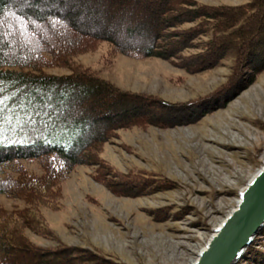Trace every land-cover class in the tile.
Instances as JSON below:
<instances>
[{
  "label": "trees",
  "instance_id": "trees-1",
  "mask_svg": "<svg viewBox=\"0 0 264 264\" xmlns=\"http://www.w3.org/2000/svg\"><path fill=\"white\" fill-rule=\"evenodd\" d=\"M100 43L113 54L159 58L190 75L228 58L234 67L215 92L171 104L122 91L96 71L72 64ZM55 68L72 72L45 73ZM263 71L264 0L240 6L195 0H0V194L26 204L22 209L0 205V264H123L60 242L42 209L63 208L62 184L80 165L95 168L93 181L115 197L172 190L173 181L152 172L116 169L100 156L104 145L120 130L195 123L253 85ZM34 161L40 173L23 164ZM28 231L56 246L35 244ZM260 234L240 264H264V231Z\"/></svg>",
  "mask_w": 264,
  "mask_h": 264
},
{
  "label": "rangeland",
  "instance_id": "rangeland-1",
  "mask_svg": "<svg viewBox=\"0 0 264 264\" xmlns=\"http://www.w3.org/2000/svg\"><path fill=\"white\" fill-rule=\"evenodd\" d=\"M195 1L240 6L249 0ZM72 64L96 71L122 91L171 104L190 103L215 92L227 84L234 67L228 58L221 66L190 75L159 58L113 54L106 43L75 57ZM71 72L68 68L45 70L56 76ZM100 156L122 172H152L173 181L175 188L140 198L115 197L93 181L95 168L80 165L62 184L63 208L42 209L58 240L123 264H194L214 230L236 208L241 189L263 166L264 71L253 85L195 123L120 130ZM23 164L34 173L41 171L37 161ZM0 205L26 207L24 201L4 194H0ZM27 235L39 246H56L29 231ZM248 250L236 264L244 263Z\"/></svg>",
  "mask_w": 264,
  "mask_h": 264
},
{
  "label": "water",
  "instance_id": "water-1",
  "mask_svg": "<svg viewBox=\"0 0 264 264\" xmlns=\"http://www.w3.org/2000/svg\"><path fill=\"white\" fill-rule=\"evenodd\" d=\"M264 229V162L239 192L236 208L209 239L194 264H236Z\"/></svg>",
  "mask_w": 264,
  "mask_h": 264
},
{
  "label": "snow or ice",
  "instance_id": "snow-or-ice-1",
  "mask_svg": "<svg viewBox=\"0 0 264 264\" xmlns=\"http://www.w3.org/2000/svg\"><path fill=\"white\" fill-rule=\"evenodd\" d=\"M81 2L83 3V2H86V0H81ZM115 18V17H114ZM121 22V20L120 19H117V24H119Z\"/></svg>",
  "mask_w": 264,
  "mask_h": 264
}]
</instances>
